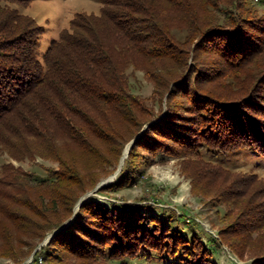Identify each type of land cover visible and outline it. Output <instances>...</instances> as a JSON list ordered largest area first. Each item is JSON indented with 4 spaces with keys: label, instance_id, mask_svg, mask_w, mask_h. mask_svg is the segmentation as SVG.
Masks as SVG:
<instances>
[{
    "label": "trees",
    "instance_id": "16d2710c",
    "mask_svg": "<svg viewBox=\"0 0 264 264\" xmlns=\"http://www.w3.org/2000/svg\"><path fill=\"white\" fill-rule=\"evenodd\" d=\"M34 1L0 0V150L60 167L46 168L44 177L2 168L0 241L41 224V239L59 230L43 247L49 264L61 256L214 264L215 246L174 230L169 210L148 218L140 208L91 197L76 213L97 184L82 170L108 165L121 154L117 146L132 140L118 181L98 191L135 184L140 161L194 157L205 185L238 210L220 236L245 257L246 241L264 229V179L219 163L264 158V0H100V12L76 13L42 60L43 27L24 12ZM130 69L154 83L153 102H165L164 113L135 96ZM262 245L251 264H264Z\"/></svg>",
    "mask_w": 264,
    "mask_h": 264
},
{
    "label": "rangeland",
    "instance_id": "374dc122",
    "mask_svg": "<svg viewBox=\"0 0 264 264\" xmlns=\"http://www.w3.org/2000/svg\"><path fill=\"white\" fill-rule=\"evenodd\" d=\"M100 9V0H36L30 8L24 9L25 13L35 18L38 24L43 27V35L39 45L40 59L42 60L52 41L59 37L63 29L68 28L76 13L85 11L98 14ZM173 34L181 36V38L186 36L184 31L177 29L173 30ZM129 74H132L131 83L135 96L145 100L150 107L153 106L156 112L164 113L166 103L164 102V106L160 107L158 102H153L154 83L149 77L143 71H133V69L129 70ZM132 143L131 140L123 147L122 145L117 146V151L120 152L121 149V154L120 156L116 155V152L109 154L108 165H99L97 168L82 170L88 179L97 180V184L78 202L75 207L76 213L83 201L91 197L108 206L119 204L140 208L141 211L148 212V218L154 215L160 218L161 214H155L157 211L169 210L175 216L170 223L177 224V227L173 228L174 230L182 231L190 239L196 234H200L205 243L215 246V252L210 257L214 264H251L252 253H256L255 250H258L260 246L262 248V244H264V229L260 231L261 233L255 232L253 237L246 241L247 244L244 249L248 250V253L245 257L235 255L231 247L222 241L220 231L228 228L229 224L236 220L238 210L229 205L227 196L221 197L219 195V197L216 195L218 191L211 190V187L205 185L206 178L201 177V172H203L202 175L205 172L195 162L194 157L177 158L172 156L165 157L164 160L160 157L152 159L149 163L140 161L137 168H140L141 172L137 171L135 184L121 190H109L106 193L98 191V189L118 181L119 173L124 167ZM223 160L225 161H221L219 165L234 171L233 174L255 173L264 179V158L261 156L251 153ZM8 164L25 172L36 173L41 177L46 176V168L58 170L60 167L58 162L43 158L17 161L0 150V171ZM239 182L241 183V181ZM234 190L238 193L240 189L235 188ZM72 219L73 217L63 222V227L68 226ZM40 225H36V230L33 233H18L16 239L8 242L11 243L10 246L6 241L1 240L0 264H49L43 259V247H46L52 235H55L59 230L52 234L49 233L44 239H41L38 237L41 235L40 230L42 228ZM240 240L236 239L235 243L238 244ZM50 264L92 263L80 261L72 256H61L60 259L54 260ZM128 264L162 263L158 259L152 258L149 261H128Z\"/></svg>",
    "mask_w": 264,
    "mask_h": 264
},
{
    "label": "built area",
    "instance_id": "2783aa9c",
    "mask_svg": "<svg viewBox=\"0 0 264 264\" xmlns=\"http://www.w3.org/2000/svg\"><path fill=\"white\" fill-rule=\"evenodd\" d=\"M215 237H218V236L215 235Z\"/></svg>",
    "mask_w": 264,
    "mask_h": 264
},
{
    "label": "bare ground",
    "instance_id": "6f19581e",
    "mask_svg": "<svg viewBox=\"0 0 264 264\" xmlns=\"http://www.w3.org/2000/svg\"><path fill=\"white\" fill-rule=\"evenodd\" d=\"M127 156V155H126ZM126 158V157H125ZM123 165V164H122Z\"/></svg>",
    "mask_w": 264,
    "mask_h": 264
}]
</instances>
